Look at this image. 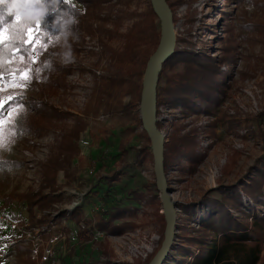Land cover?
Listing matches in <instances>:
<instances>
[{
	"label": "rangeland",
	"instance_id": "374dc122",
	"mask_svg": "<svg viewBox=\"0 0 264 264\" xmlns=\"http://www.w3.org/2000/svg\"><path fill=\"white\" fill-rule=\"evenodd\" d=\"M178 1H166L168 6L173 4L169 7L173 51L182 46L208 51L217 63L224 55L223 47L232 46V38L235 48L231 69L225 63L221 66L232 76L225 78L223 93L209 104V112L182 113L163 106L157 118L165 141L174 126L196 142L194 166L183 168L189 157L178 155L165 174L175 204V224L186 226L182 206L194 201L200 207L204 194L216 195L211 189L218 183H236L262 160L264 0ZM150 6L151 0L128 4L105 0L98 15L76 18V29L58 32L56 40H48L42 52L34 54L37 62L31 64L30 84L14 83L15 75L13 82L6 78L5 103L8 96L22 93L23 107L12 109L18 121L14 132L5 119L4 147L0 148V264H147L159 249L165 220L160 216L150 142L151 155L140 150L145 140L142 123L136 122L139 103L127 86L131 64H119L114 54L123 48L126 31ZM122 10L133 14L118 21ZM155 23L160 30L158 15ZM3 30L9 37L4 25ZM65 33L73 34L67 38L73 55L68 64L59 58ZM28 60L15 55L6 64L15 71L28 68ZM47 60L56 67L47 71L42 67ZM38 68L42 71L36 79ZM118 69L125 77L122 83L117 80ZM47 106L59 114L49 127L47 121L37 120L29 129L22 128L30 115L36 117L37 110ZM116 173L122 175L113 180L108 197L107 179ZM21 196L37 198L32 213ZM243 198L249 200L245 194ZM232 213L241 217L240 211ZM190 225L197 227L194 221ZM82 233L87 241L79 238ZM184 234L175 229L161 264H187L198 252L197 244L189 257L177 250L179 245L188 246L181 239Z\"/></svg>",
	"mask_w": 264,
	"mask_h": 264
},
{
	"label": "trees",
	"instance_id": "16d2710c",
	"mask_svg": "<svg viewBox=\"0 0 264 264\" xmlns=\"http://www.w3.org/2000/svg\"><path fill=\"white\" fill-rule=\"evenodd\" d=\"M80 5L83 13L75 7ZM105 0H58L49 10L42 3L35 5L24 11L17 19L9 15L7 9L12 0H7V3L0 4V25H4L8 31L11 40L13 36L16 39L27 38V28L41 23V10H46V17L42 22V27L47 30L45 33L46 39L48 34L52 35V41L57 39L58 32L63 30H74L78 27L74 21L76 18L83 16L91 18L98 15L100 4ZM119 2H128L130 0H118ZM168 2V0H166ZM174 3V4H178ZM173 5V4H172ZM169 3V7H172ZM128 10H122L118 16V21L125 15H132ZM156 14L152 8L149 7L147 12H144L139 20L135 21L133 25L124 34L123 48L118 52L115 51L119 64L128 62L131 64L129 69V89L135 92L134 100L139 103L141 93V76L145 67V63L155 50L159 38L160 30L155 23ZM58 21L59 23H54ZM33 33L36 31L33 27ZM227 32H230L231 26H228ZM24 36L21 37L20 33ZM232 46L223 47L224 55L216 63L217 57L211 55L208 51L197 52L195 49L182 46L175 47L173 53L168 56L161 65L158 73V80L156 84V118H158L161 108L169 106L172 109H179L182 113L189 111L194 113L209 112V104L215 102L219 95L223 93L222 86L227 79L231 78L232 73L223 71L221 66L223 63L227 64L229 70L233 59L234 40H230ZM145 47L143 52L142 47ZM152 45V51L150 46ZM12 52L11 45L5 41L4 49V69L5 77L7 78L8 71L12 70L6 64V59H9ZM50 67L47 71L55 68V63L47 60ZM42 67H44L42 65ZM65 71L64 68H61ZM120 72V69H118ZM163 78V83L161 80ZM49 78H47L48 80ZM125 77L121 72L117 75L118 82L122 83ZM56 81V80H54ZM8 101L5 103L7 106ZM135 108L136 105H135ZM37 116L30 115L29 122L22 126L24 130L31 127V123L37 120L49 122L58 117V113L51 107L41 108L37 110ZM264 114V113H263ZM137 124L141 125V119L136 118ZM156 126L161 129V122L156 119ZM49 127V126H48ZM168 139L163 145V166L164 172L167 173L168 168L173 165L175 158L178 155L188 156L187 164L183 168L190 169L194 166V148L196 146L195 139L180 133L179 127H172L168 131ZM144 137L145 145L141 147V151L145 154H150L149 138L144 129L141 130ZM262 160L259 163H253L249 167L243 178H239L236 183L223 184L218 183L211 191H215L216 195L210 193L204 194L201 200V206L197 207L194 201L188 202L186 206H182L188 220V225L175 224V229H181L185 232L181 236L183 242L188 246L179 245L177 250L189 257L193 252L191 247L195 244L199 246L198 252L193 254L187 264H262L264 263V254H262L264 241V152ZM121 173H116L109 177L106 187V196L110 193V185L113 180H118ZM112 178V179H111ZM111 182V183H110ZM248 197V201H243V195ZM20 196V195H19ZM110 197V196H108ZM20 198V197H19ZM22 199L27 200V208L32 213V204L37 200L33 196H21ZM34 199V200H31ZM251 202V204H250ZM10 201L7 198V204ZM257 209L262 210L259 214ZM233 210L240 211L241 217L232 213ZM110 216H113L110 214ZM163 218V215H160ZM196 222L197 227L190 225V222ZM108 219L104 221V226ZM187 234V235H186ZM176 237V234H175ZM87 241V237L82 233L79 237ZM86 264V263H84Z\"/></svg>",
	"mask_w": 264,
	"mask_h": 264
},
{
	"label": "water",
	"instance_id": "95a60500",
	"mask_svg": "<svg viewBox=\"0 0 264 264\" xmlns=\"http://www.w3.org/2000/svg\"><path fill=\"white\" fill-rule=\"evenodd\" d=\"M152 8L161 20L160 38L155 50L149 56L141 80L139 113L142 128L149 141L154 164V174L162 214L165 220L163 240L159 249L147 264H161L171 249L175 233V204L170 199L169 186L163 166L164 137L156 126V84L162 62L173 53L174 32L172 28L171 10L165 0H151Z\"/></svg>",
	"mask_w": 264,
	"mask_h": 264
},
{
	"label": "snow or ice",
	"instance_id": "6c2138e0",
	"mask_svg": "<svg viewBox=\"0 0 264 264\" xmlns=\"http://www.w3.org/2000/svg\"><path fill=\"white\" fill-rule=\"evenodd\" d=\"M37 3H42L46 8L49 10L54 3H57L58 0H36ZM65 3L68 0H64ZM47 15V13H46ZM45 15V17H46ZM45 17L41 20V23L35 26H29L27 28V38L26 39H16L15 36L11 40H9L8 36H5L3 25H0V148L4 147V121L5 119H9L10 123L8 125L9 130L13 131L16 128L18 121L12 117V109L13 108H21L23 107V95L20 94H13L7 97V106L5 105V97L2 95L4 91V84H5V69H4V49H5V41L8 40L9 44L11 45L12 52L10 53L9 58L12 59L15 55H19L20 59L23 61L25 56L29 57L28 64L29 67L20 70H9L7 75V81H12V76H16V80L14 83L20 84L22 87H26L28 84L32 82L33 73L31 72V64L36 63L37 61L34 58V54L39 55L43 48L47 45L48 40L52 38V35L48 34V39H45V33L47 30L42 27V22L44 21ZM18 19V18H16ZM33 27H35L36 31L33 33ZM20 36L23 37L24 33L21 32ZM39 45V47L37 46ZM50 67V64L44 62V68ZM42 69H37V73L35 75L36 79H39V72ZM19 113H17V116Z\"/></svg>",
	"mask_w": 264,
	"mask_h": 264
},
{
	"label": "clouds",
	"instance_id": "9594fccd",
	"mask_svg": "<svg viewBox=\"0 0 264 264\" xmlns=\"http://www.w3.org/2000/svg\"><path fill=\"white\" fill-rule=\"evenodd\" d=\"M7 3V0H0V4ZM36 6L35 0H12L10 6L8 7L7 11L9 15H12L14 18H19L20 15L23 14L24 11H27L28 8ZM46 15V10H41V17L40 20L44 18ZM54 23H59L58 21H54ZM73 35L72 33H65L63 34L64 38V48L59 53L60 61L63 64H68L73 60V55L71 51L70 45L67 44L68 36Z\"/></svg>",
	"mask_w": 264,
	"mask_h": 264
}]
</instances>
